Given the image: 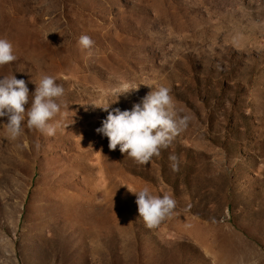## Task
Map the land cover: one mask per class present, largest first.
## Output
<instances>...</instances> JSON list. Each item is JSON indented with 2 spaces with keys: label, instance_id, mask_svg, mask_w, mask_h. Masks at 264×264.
<instances>
[{
  "label": "rangeland",
  "instance_id": "obj_1",
  "mask_svg": "<svg viewBox=\"0 0 264 264\" xmlns=\"http://www.w3.org/2000/svg\"><path fill=\"white\" fill-rule=\"evenodd\" d=\"M0 38L26 111L42 75L65 90L54 135L0 118V264H264V0H0ZM122 79L111 107L165 86L190 117L146 164L95 132ZM142 187L176 201L152 228Z\"/></svg>",
  "mask_w": 264,
  "mask_h": 264
},
{
  "label": "clouds",
  "instance_id": "obj_2",
  "mask_svg": "<svg viewBox=\"0 0 264 264\" xmlns=\"http://www.w3.org/2000/svg\"><path fill=\"white\" fill-rule=\"evenodd\" d=\"M78 45L88 50L91 57L94 41L87 35L78 38ZM17 59L13 45L6 38H0V66ZM32 96L31 107L26 111L28 87L24 79H17L14 74L0 76V118H6V137L16 139L23 127L35 129L49 136L54 135L56 128L49 123L61 112L60 97L64 88L56 83L51 75H42L37 81ZM139 85L122 79L107 90V95L115 97L108 103H88L107 113L95 132L108 139V148L119 151L133 158L140 164L150 162L153 156L159 155L162 148L168 147L171 141L188 126L190 117L182 115L177 109L170 89L165 86L151 90L139 102L133 103L130 109L121 110L111 107L121 96L136 90ZM65 108L68 105H64ZM173 171L179 170L177 157H169ZM127 187V186H126ZM136 197L138 216L149 228L157 226L176 208V201L169 195H154L148 187L129 190Z\"/></svg>",
  "mask_w": 264,
  "mask_h": 264
}]
</instances>
